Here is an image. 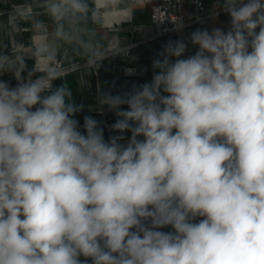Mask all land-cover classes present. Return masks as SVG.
<instances>
[{
    "label": "clouds",
    "instance_id": "clouds-1",
    "mask_svg": "<svg viewBox=\"0 0 264 264\" xmlns=\"http://www.w3.org/2000/svg\"><path fill=\"white\" fill-rule=\"evenodd\" d=\"M39 5L56 40L89 11ZM221 13L226 26L168 40L150 82L101 93L117 117L107 139L54 86L40 25L47 68L0 52V264H264V0H215Z\"/></svg>",
    "mask_w": 264,
    "mask_h": 264
},
{
    "label": "crops",
    "instance_id": "crops-1",
    "mask_svg": "<svg viewBox=\"0 0 264 264\" xmlns=\"http://www.w3.org/2000/svg\"><path fill=\"white\" fill-rule=\"evenodd\" d=\"M153 1L119 0L117 5L105 7L103 0H86L88 14L73 25V38L66 41L54 38L55 25L43 14L39 0H0V52L23 55L29 68L33 65L41 71L47 68L49 61L34 55L35 44L39 40L36 25L43 20L48 23V30L43 34L53 43L52 59L59 60L63 67L84 63L94 52L101 53L102 60L62 74V79L55 81L54 86L66 83L75 101L85 106V110L75 118L82 125L85 115L93 116L101 122L107 139L113 134L108 126L117 117L106 107L101 110L98 103L101 93H122L130 90L133 84L150 82L152 59L168 40L187 39L197 28L223 27L228 22V17L221 13L215 19L211 17L205 23L187 27L177 35L150 40L152 27L149 12ZM202 1L207 5L205 13L213 11L215 0ZM187 8L190 12V7ZM129 68L134 69L135 74L128 75ZM2 78L15 84L9 75ZM124 84L127 86L122 89ZM99 109L102 115L96 113Z\"/></svg>",
    "mask_w": 264,
    "mask_h": 264
},
{
    "label": "built area",
    "instance_id": "built-area-1",
    "mask_svg": "<svg viewBox=\"0 0 264 264\" xmlns=\"http://www.w3.org/2000/svg\"><path fill=\"white\" fill-rule=\"evenodd\" d=\"M187 7H190V12H188ZM206 7L207 5L202 0H154L150 6L149 12L152 27V35L149 39L154 40L169 35H177L178 33L173 31V28L178 19H182L184 22L183 30L191 25L207 22L212 17V11L205 13ZM37 24L41 26L40 30L42 33L47 32L48 23H46V21L39 20ZM51 62L61 75L95 64L86 61L78 65L63 67L62 63L57 59H52ZM126 86L127 85L124 84L121 88L125 89ZM96 113L102 115L100 109L97 110Z\"/></svg>",
    "mask_w": 264,
    "mask_h": 264
}]
</instances>
